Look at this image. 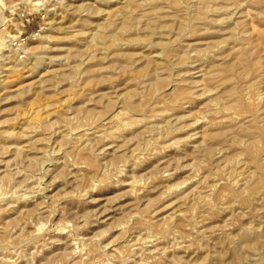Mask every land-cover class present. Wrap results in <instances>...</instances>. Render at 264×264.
Here are the masks:
<instances>
[{
  "label": "rangeland",
  "instance_id": "rangeland-1",
  "mask_svg": "<svg viewBox=\"0 0 264 264\" xmlns=\"http://www.w3.org/2000/svg\"><path fill=\"white\" fill-rule=\"evenodd\" d=\"M0 264H264V0H0Z\"/></svg>",
  "mask_w": 264,
  "mask_h": 264
},
{
  "label": "bare ground",
  "instance_id": "bare-ground-1",
  "mask_svg": "<svg viewBox=\"0 0 264 264\" xmlns=\"http://www.w3.org/2000/svg\"><path fill=\"white\" fill-rule=\"evenodd\" d=\"M34 65V64H33Z\"/></svg>",
  "mask_w": 264,
  "mask_h": 264
}]
</instances>
